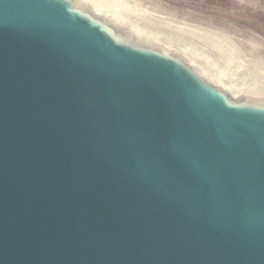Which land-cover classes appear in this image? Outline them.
Wrapping results in <instances>:
<instances>
[{
    "label": "water",
    "instance_id": "water-1",
    "mask_svg": "<svg viewBox=\"0 0 264 264\" xmlns=\"http://www.w3.org/2000/svg\"><path fill=\"white\" fill-rule=\"evenodd\" d=\"M165 38L0 0V264H264V85Z\"/></svg>",
    "mask_w": 264,
    "mask_h": 264
},
{
    "label": "rangeland",
    "instance_id": "rangeland-1",
    "mask_svg": "<svg viewBox=\"0 0 264 264\" xmlns=\"http://www.w3.org/2000/svg\"><path fill=\"white\" fill-rule=\"evenodd\" d=\"M94 1L165 36L164 45L200 66L206 65L187 47L209 56L233 77L264 85V0Z\"/></svg>",
    "mask_w": 264,
    "mask_h": 264
},
{
    "label": "bare ground",
    "instance_id": "bare-ground-1",
    "mask_svg": "<svg viewBox=\"0 0 264 264\" xmlns=\"http://www.w3.org/2000/svg\"><path fill=\"white\" fill-rule=\"evenodd\" d=\"M110 1H111V0H110ZM113 1H114V0H113ZM120 1H121V0H120ZM124 1H125V0H124ZM124 1H123V2H124ZM123 2H122V3H123ZM124 4H125V3H124ZM134 9H135V8H134ZM138 9H139V8H138ZM141 9H142V8H141ZM109 10H110V9H109ZM139 10H140V9H139ZM143 10H144V9H143ZM143 10H142V11H143ZM111 13H112L113 15H115V16L118 15V11L115 10V9H114V10H111ZM143 14H144V13H143ZM150 14H151V13H150ZM118 16H119V15H118ZM227 41H229V40H227ZM228 44H229V43H228ZM227 46H228V45H227ZM229 49H230V48H229ZM231 49H232V48H231ZM239 49H240V48H239ZM239 49H238V50H239ZM233 50H234V49H233ZM239 51H240V50H239ZM250 55H251V54H250Z\"/></svg>",
    "mask_w": 264,
    "mask_h": 264
}]
</instances>
